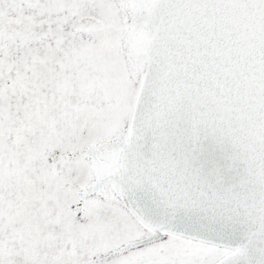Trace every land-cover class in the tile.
I'll list each match as a JSON object with an SVG mask.
<instances>
[{"label": "snow or ice", "instance_id": "obj_1", "mask_svg": "<svg viewBox=\"0 0 264 264\" xmlns=\"http://www.w3.org/2000/svg\"><path fill=\"white\" fill-rule=\"evenodd\" d=\"M0 264H264V0H0Z\"/></svg>", "mask_w": 264, "mask_h": 264}]
</instances>
